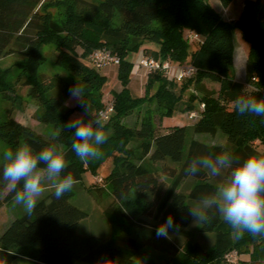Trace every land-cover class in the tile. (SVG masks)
<instances>
[{
    "label": "trees",
    "instance_id": "1",
    "mask_svg": "<svg viewBox=\"0 0 264 264\" xmlns=\"http://www.w3.org/2000/svg\"><path fill=\"white\" fill-rule=\"evenodd\" d=\"M230 1L221 0L224 6ZM116 11L120 23L115 25ZM236 29L248 44L243 81L229 75L234 65ZM189 31L196 32L199 39L188 40ZM146 42L156 43L158 49L143 47ZM44 45L53 46L51 63L66 71L69 79L54 73L47 82L42 76L40 66L49 60L41 52ZM141 47L145 54L157 59L192 63L197 72L181 82L151 72L143 95L134 97L128 88L132 68L128 53ZM98 48L108 49L120 59L118 76L122 89L113 91L109 102L103 99L106 76L89 61V54ZM17 51L25 58L16 64L24 73L17 81L32 87L33 95L43 106L39 120L51 124L56 134L45 137L35 132L17 121L8 109L0 115V139L12 149L20 145V140L37 150L49 144L62 147L68 171L77 181L82 180L85 170L95 172L102 161L112 156L113 166L104 181L110 184L116 200L128 201L132 190L138 195L152 193V201L142 204L140 216L134 218L125 212L132 232L146 239L171 215L180 228L170 230L169 236L175 241L180 237L187 241L180 260L136 261L134 250L121 244L118 237L102 240L78 234V224L87 213L70 203L72 191L57 200L52 188L31 214L25 212L14 218L1 233L0 264H12L20 255L34 258L36 264H227L225 256L231 251L240 256L238 264H264V235H237L214 207L209 210L211 222L200 223L201 232L214 234L210 248L189 240L186 228L192 216L187 198L199 200L217 190L207 174L192 176L197 182L187 194L177 192L182 180L189 177L184 168L195 155L212 157L230 151L241 161L249 155H264V150L257 147L264 145V122L252 115L239 116L233 105L238 95L264 98V0H246L234 20L222 18L208 0H0V58ZM7 73V69L0 68V91L12 90L17 96L15 87L6 82ZM206 80L218 82V90L209 89ZM78 83L86 86L85 99L91 108L83 116L85 120L94 119L108 104L113 106V112L103 122L104 129L113 127L115 134L101 146L103 155L87 163L71 151L72 133L64 126L73 119L75 111L84 113L79 104L65 105L69 88ZM191 84L192 92L183 99ZM154 86L155 91L150 93ZM152 98L165 109L164 115L187 112L201 102L204 109L191 125H174L161 133H156L144 117L139 119L138 128H125L122 117ZM217 130L226 134V146L206 144L192 137L187 140L190 133L215 135ZM131 140L136 148L129 145ZM166 160L176 164L163 166V174L171 180L169 185L152 164ZM5 186L0 182L1 189ZM11 199L9 189L0 205Z\"/></svg>",
    "mask_w": 264,
    "mask_h": 264
},
{
    "label": "rangeland",
    "instance_id": "2",
    "mask_svg": "<svg viewBox=\"0 0 264 264\" xmlns=\"http://www.w3.org/2000/svg\"><path fill=\"white\" fill-rule=\"evenodd\" d=\"M113 23L115 25L120 23L119 11L115 12ZM233 36L234 46L238 51L236 65H233L230 69L229 75L233 76L234 79L235 77L242 79L244 66L241 63L246 56V47L248 48V44L241 37L238 29L234 30ZM241 44L245 46L244 49L240 48ZM152 46H156V43L146 42L143 47ZM143 47L128 53V58L132 62L128 88L130 87L131 82L134 83L135 80L141 78V76L144 79H147L148 77L147 70L141 68L138 64ZM53 49L54 48L51 45H44L41 47V52L46 58H49V60L46 59V61L40 66V71L43 74L42 76L47 82L52 79L54 73H57L59 76L62 75L64 79H69L66 71L51 63L50 56ZM23 60H25V58L20 51L0 58V68L8 70L6 82L11 87L14 86L15 92L17 93V96H14L12 90L2 89L0 91V115L2 116L8 109H11L17 121L29 126L35 132L42 134L45 137L54 136L56 134L54 127L51 124H45L39 120V116L43 111V106L40 99L33 95L32 87L24 86L21 84V81H17L18 76H24V73L22 71L20 72V68L16 64ZM100 71L106 76L105 84L103 86V99L108 101L110 100L109 98L112 97L113 91H119L122 89V81L118 76V65H111ZM206 86L216 92L219 88V83L206 80ZM155 89L156 86L151 89L150 93H153ZM191 92L192 84L188 87L183 99H187ZM130 93L132 96L136 97L140 94L139 87L132 84V90H130ZM13 102L15 106L13 105ZM77 104L78 103L74 100L70 101V97L65 100V105L69 107H75ZM196 108H198V104L196 105ZM164 111L165 109L160 107L157 101L152 98L142 103L139 107L134 108L127 115L122 117L120 121L125 128L134 129L139 127L140 118H148L151 125L156 129V133L164 132L165 130H168V126H173L174 124H192V121L187 118V112H176L172 115H164ZM78 114H80V111H75L71 117L73 119L77 118ZM104 130L108 137L115 134L113 127ZM191 137L206 144L220 146H226L227 144V136L221 130H217L215 135L209 133H190L187 140L189 141ZM22 143H24L23 140H20V144ZM129 145L136 148L137 144L131 140ZM257 147L260 151L264 150V145L258 144ZM7 148H11V145L6 140L0 139V157H2L3 151ZM1 163L2 159H0V164ZM152 164L156 173L160 174L161 178L169 185L171 180L163 174L162 169L165 164L173 166L176 164L170 160L157 161ZM112 166V156H109L102 161V163L96 168L95 172L85 170L83 172L82 180L74 185L72 196L69 201L72 205L87 213V216L79 222L77 233L83 236H97L102 240H108L111 238L117 239L118 237L120 238L119 242L121 244L134 250L133 258L139 262H166L169 260H180V254L187 238L180 237L178 241H175L172 240L170 236L168 238H158L155 233L154 235L143 239L137 237L132 232L125 212L129 216H134V218L140 216L142 204L144 202L152 201V193L138 195L132 190L127 199L128 201L116 200L110 184L104 181V178L111 170ZM97 176L102 178L101 182L97 180ZM226 177L227 172H225L224 177L221 178H214L208 175V181L218 187ZM196 182L197 179L192 176L184 178L177 188V192L187 194ZM51 189V186H47L43 196L39 200L43 199ZM8 191V186H5L4 189L0 188V200L4 198ZM198 201L199 200L187 198V204L190 208L194 207ZM25 212V209L22 206L16 205L13 199L7 203L1 204L0 235L10 225L14 218ZM186 229L190 233L188 238L191 242H198L204 249L210 248L214 241V234L211 232H201L199 221L196 222L192 217ZM239 258L240 256H238L237 260L234 262H228L227 264H238ZM12 264H36V261L32 257L20 255ZM75 264L87 263L79 261Z\"/></svg>",
    "mask_w": 264,
    "mask_h": 264
},
{
    "label": "clouds",
    "instance_id": "3",
    "mask_svg": "<svg viewBox=\"0 0 264 264\" xmlns=\"http://www.w3.org/2000/svg\"><path fill=\"white\" fill-rule=\"evenodd\" d=\"M85 90L86 86L80 83L69 88L70 101H76L84 113L64 125L72 133L71 151L83 163L99 159L103 155L101 146L108 140L99 115L92 120L83 118L91 111L85 99ZM233 105L239 116L252 115L264 122V98L238 95ZM0 159V182L9 187L15 204L29 214L36 209L47 186L53 188V195L59 200L78 183L73 173L68 171L64 149L55 144L37 150L25 142L15 149H5ZM234 161L239 162L234 164ZM184 172L189 176L203 172L214 178L224 177L227 172L216 193L201 197L189 210L196 222H211L213 217L209 215V210L214 207L237 235H264V155H249L241 161L230 151H221L212 157L199 154L187 162ZM179 228L180 225L169 215L157 226L156 235L168 238L170 230Z\"/></svg>",
    "mask_w": 264,
    "mask_h": 264
},
{
    "label": "built area",
    "instance_id": "4",
    "mask_svg": "<svg viewBox=\"0 0 264 264\" xmlns=\"http://www.w3.org/2000/svg\"><path fill=\"white\" fill-rule=\"evenodd\" d=\"M199 37L200 36L194 31H189L187 33V38L190 41L198 40ZM89 61L96 69L99 70H102L111 65H118L120 63V59L115 53L103 48L93 50L89 54ZM138 64L141 68L147 70L148 73L160 72L168 78L174 79L178 82L193 77L197 72V68L192 63L174 64L169 62L168 60L157 59L149 55H142L139 59ZM254 79L257 80V78ZM203 109L204 103L201 102L198 104V108L187 111V118L191 121H195L198 118L200 111ZM112 112L113 106L112 104H108L107 106H105V108L99 110L98 115L104 121L108 119ZM97 180L101 182L102 178L97 176ZM225 257L228 262H234L235 260H237L238 254L236 251H231L226 254Z\"/></svg>",
    "mask_w": 264,
    "mask_h": 264
},
{
    "label": "crops",
    "instance_id": "5",
    "mask_svg": "<svg viewBox=\"0 0 264 264\" xmlns=\"http://www.w3.org/2000/svg\"><path fill=\"white\" fill-rule=\"evenodd\" d=\"M208 1L218 11V13L222 16V18H224L226 20H234L240 15L241 10H242L243 5H244V2L246 0H231L230 3L227 6H224L222 4L221 0H208ZM252 1H254V0H252ZM148 48H150L152 50H157L158 49V45L156 44V46H152V47H148ZM240 48L244 49L245 46L243 44H241ZM237 51L238 50L235 49V46H234V56H233L234 65H236ZM247 53H248V48L246 47V56H245L244 60L242 61V63L239 62V63L243 64V66H244L243 67V78L242 79H238V78L235 77V80H238V81H243L244 80L245 61H246ZM142 55H147V54H145L144 51H142L141 56ZM147 74H149V73L147 72ZM145 82H146V79L142 78V76H141V78L135 80L134 83L131 82L129 89L132 90V84H135V86H138L139 90H140V94L137 95V96H141L144 93V84H145ZM81 115H82V113L80 112V114H78V117H80ZM174 125H182V124H174ZM168 127H171V126H168Z\"/></svg>",
    "mask_w": 264,
    "mask_h": 264
}]
</instances>
